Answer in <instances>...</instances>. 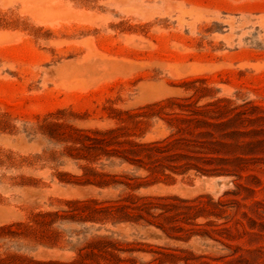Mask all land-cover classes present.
<instances>
[{"label": "rangeland", "instance_id": "rangeland-1", "mask_svg": "<svg viewBox=\"0 0 264 264\" xmlns=\"http://www.w3.org/2000/svg\"><path fill=\"white\" fill-rule=\"evenodd\" d=\"M0 264H264V0H0Z\"/></svg>", "mask_w": 264, "mask_h": 264}]
</instances>
